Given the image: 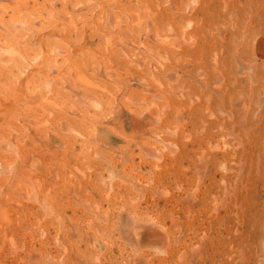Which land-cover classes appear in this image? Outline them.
I'll use <instances>...</instances> for the list:
<instances>
[{
	"label": "rangeland",
	"instance_id": "rangeland-1",
	"mask_svg": "<svg viewBox=\"0 0 264 264\" xmlns=\"http://www.w3.org/2000/svg\"><path fill=\"white\" fill-rule=\"evenodd\" d=\"M46 1L0 0V264H242L246 254L249 264H264L262 243L252 251L231 241L236 210L225 216L221 208L239 191L238 202L264 215L263 158L242 179L238 158L216 155V191L198 202L197 172L207 152L187 144L196 131L178 129V78L160 73L148 55L154 50L152 28L139 9L153 12L171 4ZM133 11L138 25L127 22ZM170 13L176 22L178 10ZM166 30L162 24L159 32ZM175 34L178 38L177 27ZM163 49L170 54L168 64L178 69L177 51L163 46L154 53ZM141 113L148 124L138 133L128 116ZM216 136L211 148L217 153L237 150L245 140L243 131ZM178 142L193 150L190 163H178ZM179 172L189 182L185 190ZM216 214L227 217L228 233ZM214 228L219 236L211 250L207 240ZM150 230L160 239L142 238Z\"/></svg>",
	"mask_w": 264,
	"mask_h": 264
},
{
	"label": "bare ground",
	"instance_id": "bare-ground-1",
	"mask_svg": "<svg viewBox=\"0 0 264 264\" xmlns=\"http://www.w3.org/2000/svg\"><path fill=\"white\" fill-rule=\"evenodd\" d=\"M3 1H5V3H6V0H3ZM51 1L53 4V0H51ZM114 1L115 0H113V2ZM60 2H61V0H60ZM93 2H95V1H93ZM166 2H167V4H171V5H167L165 7H162V5H161L162 8H159L160 11L156 9L157 11L152 12V11L148 10L146 8V6H144V5H142V6L140 5L141 7H139V9L147 12V14H148L150 29L152 28L151 29L152 34H150L151 32L149 31L150 32L149 35L151 36V39L154 42V44H153L154 50L156 51V48H161V47L163 48V46H170L173 50L177 51L176 54L178 55V69H176V68H174V66L168 64V59L170 58V56H169L170 54H169V52H167V49H165V50L163 49L164 51H162V53H154V50H153V52L150 51V53H152V54H148V55L151 56L155 60V63L159 65L158 71L160 73H165L166 71H168L169 78H178V129L181 130V132L185 131V130L194 131V132L196 131L197 135L190 138L189 139L190 141L187 142V144L188 145L190 144L191 146H193V149L195 147L196 151H198V152L200 151V153L205 154V152H207L205 157H204V155H202V161L203 162L199 166L198 172L196 171L198 173L199 178H198V176H196V177L198 179H200V183L197 182V183H199L198 184L199 189L197 192H200L199 195H201V198L199 196L200 200L198 202H201V203L203 202V204H204L206 202V200L210 199L211 198L210 196L213 193H215V191H216V185H215L216 179L215 178H216L217 172L215 171L216 169H214L215 168L214 167V157L216 155L219 156L220 158H224V157H226V155H228V153H232V155H234L235 158H238L239 159V161H238L239 162V171H240V175H242V179H246L248 177V174L251 171V168L253 167L255 162L259 161L260 159L262 160V158L264 159V157H263L264 156V0H166ZM47 5L49 6L48 3H47ZM77 6H78V4H77ZM170 7L173 9L174 12L178 10V20L176 22H175V18L173 15H172L173 18L169 16L171 14L170 10H172ZM115 11H117V10H115ZM137 11H139V10H137ZM137 11H133L129 14L130 18H128L127 22H132V24L138 25L139 19L136 16ZM53 14H55V12ZM123 14H124V12H123ZM66 16H67V14H66ZM10 17H12V16H10ZM48 18H49V16H48ZM55 18H56V16H55ZM126 18H127V16H126ZM126 18H125V20H126ZM108 19H109L108 21H110V17ZM64 22H65V20H64ZM123 22L125 23V21H123ZM22 23H23V21H22ZM22 23H20V24H22ZM36 23H37V21L34 23V25ZM20 24H19V26H22ZM162 24H166V27L168 25L169 31L166 30V32H164V33L159 32L160 26ZM14 25L17 26L16 24H13V26ZM176 27L178 28V38L175 34ZM103 31H101V32H103ZM39 32H41V31H39ZM53 33H54L53 30H51L52 35H53ZM106 34H107V32H106ZM129 45H130V43H129ZM37 46H38V43H37ZM107 47H109V46H107ZM21 49H22V46H21ZM21 53H22V50H21ZM61 54H62V52H61ZM23 55H24V53H23ZM47 55L49 56V53ZM15 56H17V55H15ZM35 58H37V56H35ZM33 59H34V57H33ZM148 59H149V57H148ZM52 60H53V58H52ZM27 61H29V60H26L25 62H27ZM48 62L46 60L45 63H48ZM18 64H20V63H18ZM53 64H54L53 67L55 68V66H57V65H55V63H53ZM140 64H141V62H140ZM31 65H33V64H30V66ZM58 65H60V64L58 63ZM21 66L24 67V65L20 64L19 68H23ZM25 68H28V67H25ZM25 68H24V70H25ZM37 68H39V67H37ZM36 69H35V71H36ZM56 69H58V68H56ZM53 71H54V69H53ZM158 71H157V73H158ZM22 72H24V71H22ZM19 74H20V72L18 73V75ZM48 75H50V72ZM31 78H33V77L31 76ZM15 79L17 81L18 78H15ZM24 80H25V78H24ZM113 81L115 82V80H113ZM22 82H24V81L22 80ZM31 83L33 84L32 81H31ZM36 85H37V83H36ZM34 87H35V85H34ZM34 87L32 86L31 88H34ZM17 90H16V92H18ZM25 91H26V89H25ZM32 92L34 93V91H32ZM2 96H0V97H2ZM156 96H157V99H159L158 94ZM156 96H155V98H156ZM160 99H162V97ZM9 101H10V98H9ZM138 106H140V105H138ZM137 107L135 109H137ZM138 111H139V108H138ZM132 115H134V114H132ZM136 115L135 116H131V115L128 116V121L131 125V128L133 127L134 130L135 129L138 130V133H139V132H141L143 124H148V120H147L148 118H146L145 114H142V116H140V117L139 116L137 117ZM44 122H46V121H44ZM91 128H92V126H91ZM219 131H224V132L227 131V132H231L233 134H236V131H243V132H245V140L244 139H242V140H244L245 142L241 141L240 142L241 146L237 150L236 149L235 150H228L226 152L221 151V153L213 152L212 148H211V143H212V141H214V139H216V137H217L216 132L218 134ZM92 132L93 131H91V133ZM136 133H137V131H136ZM89 134H90V132H89ZM219 134L220 135L218 137H220L222 135L221 132ZM238 135L240 136V134H238ZM226 137H227V135H226ZM183 138H184V136H183ZM218 139H217V141H218ZM224 139H225V137H224ZM231 139H232V136H231ZM235 140H237V139H235ZM225 141H227V140H225ZM221 142L222 141H220V143ZM178 144H179V142H178ZM187 144H179L178 145V163L180 165H182L181 163H183V160H187V163H190L188 157L190 158L192 156L193 150L192 149L188 150L186 148V146H188ZM233 145H234V143H233ZM213 146H215L214 143H213ZM216 146L218 147V145H216ZM226 147H228V146H226ZM261 152H263L262 155L260 154ZM154 153L155 152L153 151V154ZM195 158L198 159L197 155ZM229 160L230 159H228V161ZM236 162H237V160H236ZM196 163L198 165V162H196ZM195 165H194V167H195ZM220 166H222V165H220ZM231 167H232V169L236 168L233 166H231ZM226 168H228V167H226ZM254 170H255V168H254ZM222 173L223 172H221L220 174H222ZM228 175H230V174H228ZM179 177L181 178V180H180L181 186L180 187L183 190H185L186 189L185 186H187L189 182L188 183L186 182L187 179L185 178V175L182 172H179ZM220 177H221V179H224L227 177V175L223 174ZM191 181H190V183H191ZM224 181H225V179H224ZM189 190H188V192H189ZM252 190H253V188H252ZM193 192H195V191H193ZM222 192L224 193V191H222ZM239 194H240L239 191L237 192V194H235V195L233 194L234 197L232 199H230L229 201H226L224 206L221 208H222V211H223L225 216L228 215L229 213H231L232 210H234V209L236 210L235 215H233V217H232V221L234 223H237L235 226L236 228L234 229L236 232V235L233 236L231 241L234 243H237L239 245L240 244L243 245L244 248H246L248 246L249 248H252V251H253L256 243L259 244V246L261 243L264 245V215L259 212L260 210L258 208H254V205H253V208H251L253 210V213L250 214L251 209L246 208V204H245V206H243L241 204L242 201L238 202V199H239L238 197L240 196ZM246 197H247V195H246ZM206 198H208V199H206ZM253 200H255V198ZM198 202H192V206H197L199 204ZM250 205H252V204H250ZM218 215L216 214L214 218L224 222L225 227L223 228V233H228L229 221H227V217L225 220V216L219 217ZM209 216H211V215H209ZM142 222L139 221L138 223H142ZM154 225L155 224H153V226ZM136 226H137V224H136ZM139 227H147V225L146 226H139ZM149 228H151V227H149ZM157 229H158V227H157ZM178 229H180V228H178ZM214 230H215V232H214L215 236H213V237L211 236L208 238L209 240H207V243L209 245L208 248L211 250H213V246L211 245V243H213V241L214 242L218 241L217 238L219 236V229L214 228ZM180 232H182V230ZM233 233H234V231H233ZM203 235L204 234H202L201 236L203 237ZM141 236H142V238L148 239L150 241L160 239V234L155 230H150L147 232L143 231ZM194 238H196V236ZM180 242H182V240ZM189 244H190V242H189ZM134 246H136V245H134ZM205 247L206 246H204V247L202 246L201 247L202 250ZM227 247H229V246H227ZM181 248H183V247L181 246ZM208 248H207V250H208ZM194 251L197 252L196 250H194ZM212 253H214V252H211L210 256H212ZM246 255L245 256L243 255L244 260H242V261L246 262V264L248 262V264H249L248 260H250V258L246 257ZM257 257H255V258H257ZM238 260H240V259H238ZM250 261H252V259ZM259 261H261V260H259ZM243 262H242V264H244ZM134 263H135V260H134Z\"/></svg>",
	"mask_w": 264,
	"mask_h": 264
}]
</instances>
